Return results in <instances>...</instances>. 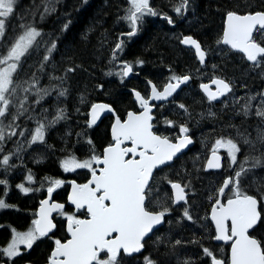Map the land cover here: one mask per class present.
Segmentation results:
<instances>
[{"label": "snow or ice", "instance_id": "1", "mask_svg": "<svg viewBox=\"0 0 264 264\" xmlns=\"http://www.w3.org/2000/svg\"><path fill=\"white\" fill-rule=\"evenodd\" d=\"M61 3L33 0L21 9L19 0H0V210L19 211L6 202L13 188L35 201L26 210V230L10 228L0 264H30L25 256L45 240L44 264H264V175L257 174L264 170V0L218 3L220 26L212 44L191 33L173 34L190 52L195 74L193 64H186L189 70L169 66L160 82L145 76L143 91L131 90V107H118L103 83L91 91L85 85L71 108L74 82L88 71L77 58L88 37H73L61 51L72 29ZM195 11L196 0H174L170 12L151 0H123L115 22L127 30L117 34L110 56L101 57L108 66L103 75L124 84L134 67L146 64L122 54L124 38L139 35L148 18L175 28L176 18ZM55 14L63 17L59 26L45 31L42 25ZM229 60L257 73L260 86L253 90L240 82L237 95V82L226 73ZM193 83L194 103L203 108L196 125L205 116L215 122L216 105L228 120L219 132L213 123L202 134L207 151L203 159L190 157L189 169L183 158L194 143L192 111L177 98ZM104 119L105 143L97 146L92 133ZM59 125L57 148L49 136ZM57 151L63 177L38 176L27 167L26 156L39 165ZM79 170L87 173L84 181L67 178ZM59 189L64 201L55 199Z\"/></svg>", "mask_w": 264, "mask_h": 264}, {"label": "trees", "instance_id": "2", "mask_svg": "<svg viewBox=\"0 0 264 264\" xmlns=\"http://www.w3.org/2000/svg\"><path fill=\"white\" fill-rule=\"evenodd\" d=\"M37 3L40 0H36ZM151 2L161 11L170 12V5L174 0H151ZM223 0H196V11L193 15L189 13L187 19L176 18V27L172 28L167 25L166 22L159 18H148L144 30L132 40L128 41L125 52L122 54V58L126 60H133L136 57H141L146 61L143 67H134V73H139L138 77H133L131 80H125L124 84H120L115 77H105L104 71H107V60H101V57L107 58L111 54L110 45H112L117 34L120 31H126V26L116 23L118 15L122 14L123 0H87V4L83 3V0H62L59 5L61 11L70 13L72 21L71 32L67 34L68 39L61 45V51L64 50L65 45L73 37L80 41L81 34H86L88 39L84 40L78 45L77 58L82 60L84 67L88 71L81 72L77 77V82H74V89L72 96L69 97L67 104L71 108L76 93L78 90H84L87 85V91H91L93 85L96 83H103L105 89L110 90L112 97L119 103L118 107L127 106L131 107V90L133 88L143 91L145 76L151 77L154 81L160 82L169 74L167 69L169 66L175 70H189L186 68V64H193V74H195V65L191 60L190 52L183 46H179L176 40L173 38V34L179 33H191L195 37L205 42V44H212L213 38L216 34V30L220 26V16L216 13V5ZM227 3H244V0H226ZM259 3V0H254ZM33 0H19L21 9L30 6ZM83 5V6H81ZM78 9V10H77ZM174 16L173 13H170ZM59 14L50 16L47 21L42 25L45 31H55L59 26L60 19ZM92 31H88V29ZM103 45V47L101 46ZM213 60H219V57L213 56ZM59 59V54H57ZM95 65L93 68L92 66ZM258 71V70H257ZM91 73V75H89ZM228 77L233 78L237 82V95L242 94L240 88V82L247 83L253 90L260 86L261 82L257 77V73L249 72L246 66L238 60H229L226 68ZM253 77H257L253 79ZM206 82V81H205ZM195 83L190 85L188 89L193 90ZM95 97L96 93H92ZM106 99V97H101ZM178 100H183L184 103L190 106L192 111V123L195 122L196 117L199 119V113L203 110L200 104L194 103L193 97L186 96L184 92L180 93ZM199 105V106H198ZM169 109L172 107L168 106ZM213 111L218 113V119L213 122L211 118L205 116L199 123L200 128L197 133V142L194 147L195 150L189 152L183 158L187 162L189 169L192 167V160L190 157L199 155L203 159L204 153L207 151L206 147H202L200 139L202 134L207 135L213 123L217 125V132L220 131V126L228 120V115L220 114V106L214 107ZM173 119H179V117H171ZM239 123V119L235 121ZM109 124V120L105 119L103 123L92 133L93 138L97 146L103 145L106 139V126ZM63 125L57 126L50 136L49 141L59 148L61 141L58 139V134H62ZM228 131H232L228 129ZM255 135V133H253ZM61 156V153L57 151L55 154H49L43 163L37 165L26 156L25 162L27 167L32 168L34 173L38 176L57 175L60 177L64 174L59 172L57 167V157ZM258 175H264V170H258ZM87 175L86 171H80L76 174H68L67 178H75L77 181L83 180V176ZM3 178V177H0ZM85 178V177H84ZM19 179V173L16 177L12 178L13 182ZM195 182V181H194ZM207 183V180H204ZM199 188L200 185L197 184ZM2 189V186H0ZM59 194L55 195L57 201H64L66 199L65 190L59 189ZM6 202L16 205L19 208L17 211L15 208H9L0 210V246H3L8 239H10V228L15 227L17 230H26V226L30 223V215L26 210H31L35 207V201L31 196H25L20 194L14 188L6 197ZM195 229V225L192 226ZM184 236H190L191 233L184 230H179ZM197 231H199L197 229ZM61 233H58V235ZM40 250L34 249L32 253L25 256V260L30 261L33 264H41L44 260L45 252L48 250L49 241L39 242ZM44 251V253H43ZM38 252H41L40 258H38ZM191 253H189L190 255ZM38 256V257H37ZM183 258V256H182ZM23 263V261L19 262Z\"/></svg>", "mask_w": 264, "mask_h": 264}, {"label": "flooded vegetation", "instance_id": "3", "mask_svg": "<svg viewBox=\"0 0 264 264\" xmlns=\"http://www.w3.org/2000/svg\"><path fill=\"white\" fill-rule=\"evenodd\" d=\"M127 39V38H126ZM188 88V87H187ZM184 92V94L186 95V96H188V97H190V96H192V97H195V96H197L198 95V93H197V91H196V88H194L193 90H190V89H186V90H184L183 91ZM182 93V92H181ZM197 104H199V103H197ZM199 106V105H198ZM217 106H219V105H216L215 107H217ZM198 118L196 117V120H197ZM196 120H194L195 122H193V127H192V132L194 133V142H195V145H196V142H197V133H198V129L200 128V125H196ZM85 177V176H84ZM83 177V180H81V181H79V182H82V181H84V178ZM54 195H56V194H54ZM36 250L37 251V249H41L40 247H39V243H37L36 245H34V247H33V249L32 250H30V253H32V251L33 250ZM41 251V250H40ZM47 252H48V250L45 252V255H44V260H45V256L47 255ZM29 253V254H30ZM43 253H44V251H43ZM29 254H27V255H29ZM40 255H41V252H38V258H40ZM44 260H43V262L41 263V264H44ZM31 263V262H30ZM19 264H23V263H19Z\"/></svg>", "mask_w": 264, "mask_h": 264}, {"label": "water", "instance_id": "4", "mask_svg": "<svg viewBox=\"0 0 264 264\" xmlns=\"http://www.w3.org/2000/svg\"><path fill=\"white\" fill-rule=\"evenodd\" d=\"M133 77H138V75L133 72V74H131L128 78H126V80H131ZM182 87H184V86H182ZM193 146H194V143L189 146V149L192 148ZM188 151H189L188 149L185 150V152H188Z\"/></svg>", "mask_w": 264, "mask_h": 264}, {"label": "rangeland", "instance_id": "5", "mask_svg": "<svg viewBox=\"0 0 264 264\" xmlns=\"http://www.w3.org/2000/svg\"><path fill=\"white\" fill-rule=\"evenodd\" d=\"M191 168V167H190ZM85 171V170H84ZM79 176H83V175H79ZM85 177H86V175H84ZM60 190H58V192H59Z\"/></svg>", "mask_w": 264, "mask_h": 264}]
</instances>
